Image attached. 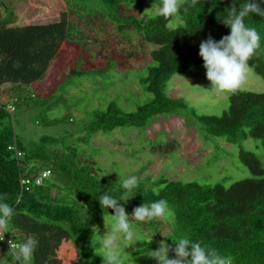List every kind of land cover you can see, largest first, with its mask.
<instances>
[{"label":"trees","instance_id":"1","mask_svg":"<svg viewBox=\"0 0 264 264\" xmlns=\"http://www.w3.org/2000/svg\"><path fill=\"white\" fill-rule=\"evenodd\" d=\"M142 1L151 0H84L82 6L75 0H32L31 16L25 11L18 17L19 2L0 0L5 13L0 14V85L12 83L17 87L16 98L11 100L15 109L19 99L26 105H48L28 95L24 86L41 80L50 63H60L62 56L72 61L70 74L98 66L101 73L114 65L126 70L133 60L146 57L154 62L139 79L142 89L152 98L134 111H124L111 101L103 109L86 110L80 120L66 115L43 118L44 125L77 123V127L54 136L42 135L28 147L15 132L8 104H0V195L15 210L9 224L11 231L5 236L13 243L27 235L38 238L31 264H88V260L103 264L102 255L92 245L94 229L89 224L90 217L96 213L114 214L111 208H101L98 197L107 191L119 197L123 189L120 181L95 174L93 166L97 161L81 157L79 147L72 143L89 145L95 133H111L124 126L142 127L153 116L182 109V98L165 94L169 80L193 66L203 65L198 54L200 42L209 36L219 40L228 34L230 29L223 22L227 10L233 6L239 10L246 3L197 0L192 5V0H183L177 13L179 24L171 27L174 16L136 17L131 4ZM245 23L260 33L261 47L248 64L264 78V17L250 14ZM133 34L155 45L148 56L141 52ZM87 51L96 60L86 59L84 70L77 71L74 55ZM63 97L52 101L49 108L61 103ZM196 118L205 138L218 137L239 145V158L251 175L229 185L224 180L211 184L160 176L155 181L158 189L139 180L133 196L119 203L128 213L130 206L166 199L173 212L167 234L170 243L175 244L171 238L188 235L230 257L231 264H264V161L242 146L243 141L252 138L264 150V91L238 88L229 92L228 106L220 114H201ZM74 135L75 139L67 140ZM12 143L23 152L21 157L8 149ZM43 168L51 170L43 185L21 188V176ZM0 247L4 263L19 264L12 258L10 245L3 243Z\"/></svg>","mask_w":264,"mask_h":264},{"label":"rangeland","instance_id":"2","mask_svg":"<svg viewBox=\"0 0 264 264\" xmlns=\"http://www.w3.org/2000/svg\"><path fill=\"white\" fill-rule=\"evenodd\" d=\"M12 1L20 3V8L17 9L18 17L25 14V11H29L31 16L32 0ZM75 2L81 6L84 4V0H75ZM158 3L159 0L142 1L131 4V7L136 17L146 19L154 16V9ZM3 7L0 4V14L5 15ZM178 24L179 16L176 14L169 25L174 27ZM133 35L141 52L148 56L155 45L146 42L138 34ZM94 56L88 51L83 55L81 52L74 55L77 71H83L86 59L92 61L95 59ZM66 58L62 56L60 63L53 60L41 80L24 86L28 95H33L35 100L43 101V103L48 102V105L52 101L55 102L58 97H65L62 98L61 103L55 104L54 108L44 104L26 105L19 99L17 109L13 113L14 129L26 147L30 142H37L42 135L54 136L77 127V123L75 126L67 123L44 125L41 123L43 118L47 120L66 115L80 120L85 116L86 110L103 109L111 101L117 102L124 111H134L138 105L152 98V94L144 91L139 83L140 77L146 75L148 68L154 65L150 57L133 60L130 68L126 70L114 65L101 73L98 71L100 69L98 66L97 69L84 71L81 74L69 73L72 61L69 62ZM16 88L12 83L0 85V104L12 103L11 100L16 98ZM238 88L253 92L264 91V78L256 75L249 67L246 79ZM164 91L171 98H182L185 106L178 112L153 116L142 127L124 126L114 129L111 133H95L89 145L77 141L72 143L79 147L81 157L97 161V164L93 166L95 174L114 182L120 181L119 178L135 175L147 185L153 184L154 189L159 188L155 181L160 176L211 184L224 180L226 185H229L233 181L251 175L239 158L238 144L227 143L218 137L203 136L202 125L196 115L220 114L228 106L229 95V92H218L213 89L203 65L193 66L174 75ZM76 136L68 137L67 140L75 139ZM258 144L260 142L252 138L242 142L244 148L257 153L264 161V150L261 146L258 148ZM135 207L137 205L127 209L137 238L146 239L154 234L151 242L137 241L125 246L123 245L127 241L119 242L125 251L122 257L129 256L131 260L125 259V264H157V261L147 252L150 249H157L161 239H165L171 245L168 252L169 258L175 256L172 250L175 244L164 237L169 233L172 221L164 222L158 218L150 224L134 221L131 213ZM110 215L96 213V216L90 217L89 224L94 229L92 245L96 244V247L93 246L94 251L101 255L98 244L100 238L96 234L103 235L109 230L107 227H110L108 219ZM87 262L92 264L90 260ZM0 264H7L4 263L1 247Z\"/></svg>","mask_w":264,"mask_h":264},{"label":"clouds","instance_id":"3","mask_svg":"<svg viewBox=\"0 0 264 264\" xmlns=\"http://www.w3.org/2000/svg\"><path fill=\"white\" fill-rule=\"evenodd\" d=\"M197 0H192L195 5ZM183 0H159L155 6L154 15L170 18L179 13ZM264 0H246L239 10L235 6L227 10V15L223 17V22L228 26L230 32L223 35L219 40H214L209 36L199 44V56L203 60L206 69V77L211 82L215 91L234 92L238 89L241 82L246 79L249 71V59L257 49L261 47V36L255 27L245 23V17L250 14H259L264 17ZM187 10V9H185ZM122 194L117 197L109 191L99 195L98 200L101 208L113 209L114 214L109 216V230L98 235L100 251L102 253L103 264H125V259L131 261L129 256L122 257L123 246L131 245L137 241L151 242L150 238H137L133 222L129 220V214L119 201L127 202L133 196L132 192L138 187L139 179L137 176L119 178ZM15 215L12 205L6 202L3 195H0V240L4 234L11 231L9 224ZM134 221L151 222L160 219L164 222H171L173 212L166 199H159L151 203H142L135 207L131 213ZM97 233V228L95 227ZM164 236V235H163ZM167 237V236H164ZM127 241L123 246L120 241ZM171 240L175 243V256L169 258L168 252L171 248L165 239L159 241V247L147 252V254L157 261V264H231V258L222 255L217 249L207 245H202L189 238L188 235H181ZM9 241L10 252L15 262L19 264H31L34 252L39 244L38 238L27 235L19 240L18 243ZM96 247V244H93Z\"/></svg>","mask_w":264,"mask_h":264},{"label":"built area","instance_id":"4","mask_svg":"<svg viewBox=\"0 0 264 264\" xmlns=\"http://www.w3.org/2000/svg\"><path fill=\"white\" fill-rule=\"evenodd\" d=\"M14 110H15V106L12 103L7 105V111L11 114V116H13ZM8 149L13 151L17 158H19L23 155V152L17 148L15 143L10 144L8 146ZM50 175H51V170L48 168H43V169H41V170L37 171L36 173H33L29 176H24V175L21 176L19 179V183H20L21 188L22 187L28 188V186H30L31 184L40 186V185H43L47 179H49ZM9 241H10V239L6 238V236L4 234V238H3V240H0V244L5 243V244L10 245Z\"/></svg>","mask_w":264,"mask_h":264}]
</instances>
